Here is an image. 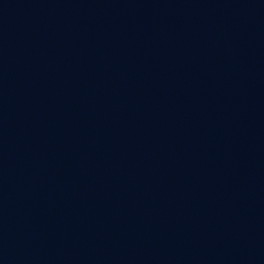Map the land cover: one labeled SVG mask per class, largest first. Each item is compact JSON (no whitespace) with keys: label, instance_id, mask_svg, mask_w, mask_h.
<instances>
[{"label":"water","instance_id":"1","mask_svg":"<svg viewBox=\"0 0 264 264\" xmlns=\"http://www.w3.org/2000/svg\"><path fill=\"white\" fill-rule=\"evenodd\" d=\"M0 264H264V0H0Z\"/></svg>","mask_w":264,"mask_h":264}]
</instances>
